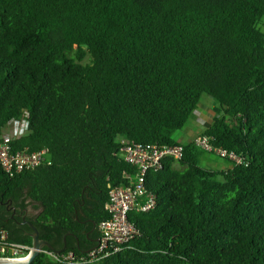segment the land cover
I'll list each match as a JSON object with an SVG mask.
<instances>
[{
    "label": "trees",
    "instance_id": "obj_1",
    "mask_svg": "<svg viewBox=\"0 0 264 264\" xmlns=\"http://www.w3.org/2000/svg\"><path fill=\"white\" fill-rule=\"evenodd\" d=\"M202 95L217 108L201 135L242 163L205 169L208 153L182 145L147 172L155 206L127 215L137 235L93 264H264V0H0V139L26 116L12 148L49 162L0 168V228L31 246L32 206L54 252L91 250L107 187L131 173L119 138L176 145ZM48 252L31 264H64Z\"/></svg>",
    "mask_w": 264,
    "mask_h": 264
},
{
    "label": "built area",
    "instance_id": "obj_2",
    "mask_svg": "<svg viewBox=\"0 0 264 264\" xmlns=\"http://www.w3.org/2000/svg\"><path fill=\"white\" fill-rule=\"evenodd\" d=\"M11 132L0 139V168L9 176L32 171L47 162V149L36 152L13 150L12 143L27 135L28 121L26 116L10 122ZM117 155L131 167V173L124 175L125 184L108 186L105 210L109 218L97 226L99 237L96 246L81 255L72 252H48V255L64 264H93L121 252L137 235L133 224L127 220L130 212L146 213L155 206L154 196L146 191L145 177L148 171L158 170L166 158L180 160L183 146L151 144L140 145L120 140ZM194 146L220 159H227L233 165L242 163V159L233 152L215 148L205 135L197 136ZM34 250L33 244L27 246L9 240L7 232L0 228V260L18 261L28 257ZM42 251V250H41ZM40 251V252H41Z\"/></svg>",
    "mask_w": 264,
    "mask_h": 264
},
{
    "label": "rangeland",
    "instance_id": "obj_3",
    "mask_svg": "<svg viewBox=\"0 0 264 264\" xmlns=\"http://www.w3.org/2000/svg\"><path fill=\"white\" fill-rule=\"evenodd\" d=\"M84 62H87V58H85ZM217 108V104L215 103V101H213L211 98H209L206 95H202L201 98L199 99V102L197 104L196 110L193 113V117L198 115V114H202V115H206V117L208 116V118H211L215 116L213 109ZM211 123V120H208V124ZM11 126L10 124H7L3 130L2 133L3 134H8L11 132ZM118 140V139H117ZM220 158L214 156V155H204L203 157L200 158L199 160V165L205 169H216L217 166H219L222 161H219ZM176 168H179L178 165H175ZM38 212L37 209H34L32 206H28L26 211H25V217H32L34 215H36Z\"/></svg>",
    "mask_w": 264,
    "mask_h": 264
},
{
    "label": "crops",
    "instance_id": "obj_4",
    "mask_svg": "<svg viewBox=\"0 0 264 264\" xmlns=\"http://www.w3.org/2000/svg\"><path fill=\"white\" fill-rule=\"evenodd\" d=\"M209 119L211 120V118H208V116L206 117V115L202 114L194 116L184 129L173 134V139L175 140L176 144L185 145L193 142V140L197 136L201 135V132L209 126ZM120 140H123V138H119V141ZM219 161L222 162L219 163L220 165L214 170L221 171L230 168V164L228 162L224 161L223 159H220Z\"/></svg>",
    "mask_w": 264,
    "mask_h": 264
},
{
    "label": "water",
    "instance_id": "obj_5",
    "mask_svg": "<svg viewBox=\"0 0 264 264\" xmlns=\"http://www.w3.org/2000/svg\"><path fill=\"white\" fill-rule=\"evenodd\" d=\"M25 223L28 224V226L33 231V233L31 234L32 244L34 247L33 252L28 257L22 259L21 262H14L12 260H3L5 262L0 263V264H31V262L34 260V258L40 253V251L44 247L48 248L50 251H53V248L48 243L43 242V241L38 239V235H37V232L34 229V227L28 221H26ZM63 250H64V247L57 252H62Z\"/></svg>",
    "mask_w": 264,
    "mask_h": 264
},
{
    "label": "flooded vegetation",
    "instance_id": "obj_6",
    "mask_svg": "<svg viewBox=\"0 0 264 264\" xmlns=\"http://www.w3.org/2000/svg\"><path fill=\"white\" fill-rule=\"evenodd\" d=\"M24 215H25V213L23 214V216L21 217V219H22L24 222H26V221H25V216H24Z\"/></svg>",
    "mask_w": 264,
    "mask_h": 264
},
{
    "label": "bare ground",
    "instance_id": "obj_7",
    "mask_svg": "<svg viewBox=\"0 0 264 264\" xmlns=\"http://www.w3.org/2000/svg\"><path fill=\"white\" fill-rule=\"evenodd\" d=\"M3 262H5V261H3V260H0V263H3ZM14 262H21V260L14 261Z\"/></svg>",
    "mask_w": 264,
    "mask_h": 264
}]
</instances>
